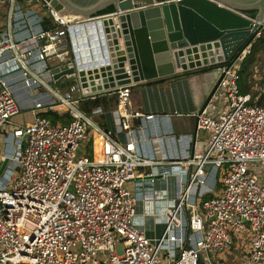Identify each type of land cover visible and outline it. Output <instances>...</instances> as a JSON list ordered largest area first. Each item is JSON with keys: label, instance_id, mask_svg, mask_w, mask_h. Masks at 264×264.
<instances>
[{"label": "built area", "instance_id": "1", "mask_svg": "<svg viewBox=\"0 0 264 264\" xmlns=\"http://www.w3.org/2000/svg\"><path fill=\"white\" fill-rule=\"evenodd\" d=\"M6 3L7 28L0 26V132L22 108L34 112L30 122L3 135L13 145L11 165L0 177V264H226V248L243 237L249 242L247 264H264V175L252 170V163L264 165V101H251L238 85L250 45L211 97L219 100L216 114L192 112L196 127L209 131L207 144L185 160H169L179 162L187 177L177 176L163 231L149 237L134 224L137 196L126 187L136 166L155 162L137 150L129 134L131 119L142 114L130 106V85L115 91L127 135L123 142L80 109L82 98L51 86L50 67L72 64L68 26L89 17L65 18L40 2L49 21L37 9L22 17L31 39L26 44L11 27L20 11L17 0ZM54 107L66 110L70 120L53 123L39 111ZM82 141H91V154L79 151ZM207 165L220 170V190L197 202L194 192L205 182Z\"/></svg>", "mask_w": 264, "mask_h": 264}, {"label": "water", "instance_id": "2", "mask_svg": "<svg viewBox=\"0 0 264 264\" xmlns=\"http://www.w3.org/2000/svg\"><path fill=\"white\" fill-rule=\"evenodd\" d=\"M39 1L48 2L53 12L65 18L89 17L68 26L72 64L50 67L53 82L59 86L75 83L82 99L115 92L132 82L219 70L203 110L226 69L264 28V0ZM110 4L112 12L97 13ZM147 20L153 26V50L148 47L149 37L137 33V23L146 26ZM156 50L163 61L172 63L170 70L152 73L148 61L157 55Z\"/></svg>", "mask_w": 264, "mask_h": 264}, {"label": "crops", "instance_id": "3", "mask_svg": "<svg viewBox=\"0 0 264 264\" xmlns=\"http://www.w3.org/2000/svg\"><path fill=\"white\" fill-rule=\"evenodd\" d=\"M32 2L34 0H17L15 8L19 7L17 10L20 11L12 17L14 25L11 26L12 23L10 25L15 30L13 34L16 39H25L26 44L31 39L27 36L26 23L25 20L21 21L22 17L27 19V15L30 14L28 12L35 9L43 16L48 15V11L41 3L39 7H34L30 5ZM1 3L6 7V17L0 16L4 20V22L0 21V26L7 28L5 25L7 24L9 8L5 1ZM29 20L31 21V19ZM138 24L137 33H142L147 39L149 37L150 45L148 47L153 50L155 42L151 39L153 34L151 22L149 23V20H147L146 26H139ZM22 36L26 37L20 38ZM118 40L119 44L122 45L123 39L121 36L118 37ZM139 48L142 52V44H139ZM155 52L157 54L158 50ZM155 62L156 59L151 60V63ZM218 74L219 70H210L207 72H194L176 78L138 81L128 84L131 90L129 96L130 106L142 113L140 116L131 119L130 137L135 141L136 148L142 155L155 161L150 164L136 166L135 177L128 180L133 183V193L137 196L134 224L141 228L149 237L159 236L163 231L164 208L174 198L177 176L180 175L183 179L187 177L185 171L179 169L182 166L179 162L173 164L169 160H185L193 152L202 150L207 144L209 131L205 128L196 127V119L192 112L201 108ZM51 86L56 89L53 84ZM62 87L65 88L63 91L60 90V92H69L74 96L80 97V92L76 89L75 83L69 82ZM20 100L21 104H26L23 98ZM80 102L81 99L79 100V107ZM116 103V92H105L86 98L88 110L93 112L94 118L99 123L92 119L100 126L112 129L115 138L123 142L127 139V135L120 126ZM218 105L219 100L210 99L204 110L209 114L215 115ZM52 109L61 110L56 107ZM42 110L47 109H40L39 111L41 112ZM148 114H150V117L146 116ZM7 132H4L5 135ZM3 141L4 151L2 154L7 155L10 159L13 139L11 137L3 138ZM87 142H90L88 146L91 154L92 143L91 141ZM95 148L96 150L98 148L97 141L95 142ZM163 155H166L167 158L161 159ZM10 165L11 162L5 168ZM167 168L169 173H164L163 171ZM206 169L204 184L198 186L194 192V200L197 202L201 198H205L220 190V170L218 169L214 172L210 169V165H207ZM149 172H152V174H149Z\"/></svg>", "mask_w": 264, "mask_h": 264}, {"label": "rangeland", "instance_id": "4", "mask_svg": "<svg viewBox=\"0 0 264 264\" xmlns=\"http://www.w3.org/2000/svg\"><path fill=\"white\" fill-rule=\"evenodd\" d=\"M31 6H38L40 5L39 0H34V2L30 3ZM0 16L6 17V7L0 2ZM0 21L4 22V20L0 17ZM54 64V61H51ZM216 80V79H215ZM57 90L63 91L65 87L56 85L54 82L51 83ZM249 90L251 96L255 94V96L259 97L262 92H264V52L260 53V57L256 60L252 65V74L250 79L248 80ZM67 85V84H66ZM65 85V86H66ZM262 86V87H261ZM66 94V92H63ZM264 94V93H263ZM254 96V97H255ZM80 108L91 118L95 121L96 119L93 116V112L91 110L85 109L83 103L80 102ZM32 119V110L31 109H22L16 115L12 116L10 122L5 123L2 125L3 132H0V174L4 171L6 165L10 164V159L7 155L2 154L4 151V141H3V134L7 132L9 128L13 127L15 124H25L30 122ZM98 122V121H96ZM99 123V122H98ZM90 142L82 141L80 143L79 151L84 152L86 147L89 145ZM90 148H88L89 150ZM2 154V155H1ZM252 170L257 173H261L264 175V165H255L252 163ZM16 171V168L13 169ZM8 187V185H7ZM126 187L133 192V183L126 182ZM249 248V242L244 237L239 240V242L233 246H229L226 248V256H228L227 260L225 261L226 264H247L245 258L247 254V249ZM21 263V262H19ZM12 264V263H11ZM16 264V263H15ZM18 264V263H17Z\"/></svg>", "mask_w": 264, "mask_h": 264}, {"label": "trees", "instance_id": "5", "mask_svg": "<svg viewBox=\"0 0 264 264\" xmlns=\"http://www.w3.org/2000/svg\"><path fill=\"white\" fill-rule=\"evenodd\" d=\"M112 10H113V6L110 4L107 7L99 10L97 13H104V12H108ZM45 18H46V21H49L48 15L45 16ZM262 52H264V28L261 30L260 34L256 38H254V40H252L249 46V51L246 52V54L244 55V57L242 58L240 62V68L238 70L239 72L238 85H239L240 92L250 93V90H249L250 85L248 84V80L250 79V76L252 74V65L256 60H258V58L260 57V53ZM262 88H264V86ZM263 93L264 92H262L259 97L255 96V94L251 96V93H250L251 101H256L259 103L263 102L264 101ZM81 102L83 103L84 108L88 109L86 105V98L81 99ZM41 113L47 116L53 123L67 122L71 118L69 113L64 109H61V110L47 109V110H42ZM88 148L90 147L87 146L85 152H88L90 154V149L88 150ZM8 264H11V263H8ZM18 264H29V263L21 262ZM198 264H204V262L200 260Z\"/></svg>", "mask_w": 264, "mask_h": 264}, {"label": "bare ground", "instance_id": "6", "mask_svg": "<svg viewBox=\"0 0 264 264\" xmlns=\"http://www.w3.org/2000/svg\"><path fill=\"white\" fill-rule=\"evenodd\" d=\"M146 12H147V14H150L151 11L148 9ZM155 59H156V62L154 64H152L151 60H155ZM157 60L159 61L158 63H157ZM148 62H150L151 66H153L152 73H154V74L155 73H157V74L163 73L165 71L170 70L171 67H173L172 63L170 61H163L162 56L160 54L159 55H153V57L149 58Z\"/></svg>", "mask_w": 264, "mask_h": 264}]
</instances>
